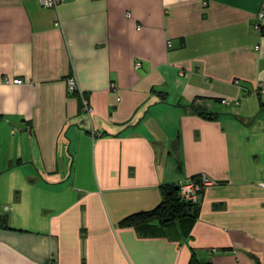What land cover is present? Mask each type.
<instances>
[{
	"label": "crops",
	"instance_id": "obj_1",
	"mask_svg": "<svg viewBox=\"0 0 264 264\" xmlns=\"http://www.w3.org/2000/svg\"><path fill=\"white\" fill-rule=\"evenodd\" d=\"M260 11L0 0V264H264ZM200 174L189 226L121 223Z\"/></svg>",
	"mask_w": 264,
	"mask_h": 264
},
{
	"label": "trees",
	"instance_id": "obj_2",
	"mask_svg": "<svg viewBox=\"0 0 264 264\" xmlns=\"http://www.w3.org/2000/svg\"><path fill=\"white\" fill-rule=\"evenodd\" d=\"M206 116H210L206 114ZM192 176L191 178H196ZM161 201L159 204L150 210L140 211L129 214L121 219V223L130 224L136 227H150L170 223L172 221H182L186 226H189L190 221L194 219L198 202L193 203L189 200H184L179 195V184L168 183L162 184L160 187ZM6 219L5 215H0V222ZM191 264H202L194 260Z\"/></svg>",
	"mask_w": 264,
	"mask_h": 264
},
{
	"label": "built area",
	"instance_id": "obj_3",
	"mask_svg": "<svg viewBox=\"0 0 264 264\" xmlns=\"http://www.w3.org/2000/svg\"><path fill=\"white\" fill-rule=\"evenodd\" d=\"M38 2L45 8H56L57 5L61 2V0H38ZM264 15L263 11H260L258 14L259 18H262ZM254 27L258 30H262V26L260 23H255ZM139 65V63H137ZM6 82H13V83H21L20 78H14L12 80L6 78ZM237 82V80L235 81ZM66 88L69 92H77L80 95L82 94L81 90L79 89L76 79L73 76H69L66 79ZM256 91L261 92L264 94V85L258 84ZM223 103H227L228 101L226 99H222ZM82 104L83 109L89 114L91 111V108L88 104V102L82 98ZM91 135L94 137L97 135L96 131L91 129ZM215 182L214 179L210 178L209 176L205 174L198 175L195 179L194 178H188L181 184H179V195L184 200L192 201L193 203L198 201L199 194L201 190L210 184H213Z\"/></svg>",
	"mask_w": 264,
	"mask_h": 264
}]
</instances>
